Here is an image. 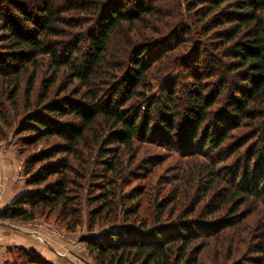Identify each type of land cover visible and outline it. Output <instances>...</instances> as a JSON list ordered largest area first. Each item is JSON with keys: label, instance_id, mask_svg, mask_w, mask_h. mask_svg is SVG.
<instances>
[{"label": "trees", "instance_id": "trees-1", "mask_svg": "<svg viewBox=\"0 0 264 264\" xmlns=\"http://www.w3.org/2000/svg\"><path fill=\"white\" fill-rule=\"evenodd\" d=\"M36 1L31 7L26 0H0V76L13 74L8 85L11 87L9 97L13 103L17 102L16 93L26 74V96L30 97L42 59L48 60L52 73L42 82L41 101L46 100L60 73L64 75L65 88L76 83L73 93L81 94L82 98L70 96L47 101L30 111L19 124L20 131L29 132L30 136L23 138L25 142L32 140L28 143L35 144L50 137H58L61 142L54 149L38 153L31 159L33 163H26V174L30 175L28 186L35 189L23 191L3 207L0 219L30 220L35 217L33 210L39 206L60 207L67 217L78 216L79 195L73 190L78 185L77 179L82 177L79 168L82 161L79 160L82 148L87 146L86 135L96 127L102 128L101 136L107 132L103 139L96 136L97 156L103 167L95 178L99 193L93 198L100 202L94 210L96 215L117 208L114 186L117 178L123 176L122 155L126 149L133 148L136 140L145 141L149 133L161 132L171 140L172 146L174 141L184 148L187 144V154L200 157L204 154L203 148L209 147L211 152L222 150L234 129L257 127L259 129L253 128L249 138L243 137L231 150L243 154L242 148L249 139L261 132L259 143L255 144L259 146L255 149L259 162L251 163L254 156L248 149L247 157L243 156L244 165L227 168L234 176L231 183L234 190L209 208L208 214L191 220L176 218L166 223L164 215L170 201L163 199L157 203L152 223L146 218L123 222L120 227L84 237L97 264H201L200 252L207 245L203 237L209 235L210 227L217 235L233 224L224 218L208 220V215L222 211L228 203L233 205V214H238V207L245 199L243 195L264 200V0L198 1V5L209 6L204 18L225 3L230 7L218 10L208 28L227 26L216 33L221 45L227 46L224 56L230 59L223 62V66L235 72L237 79L222 78L210 91L204 84L189 88L184 109L179 108L171 83L172 80L177 83L179 75L165 81L160 92L146 93L151 88L149 70L162 52L169 50L170 41L164 42L163 37L132 47H129L131 42H127L132 49V63L125 73V61L110 54L118 37L127 30L132 31L137 23L146 25L147 18L154 16L157 9L151 5L153 0H63L64 5H57L54 0ZM93 22L95 26H90ZM174 37L176 39L177 32ZM123 39L127 41L126 37ZM30 64L35 65L31 71L27 67ZM105 84L109 87L103 88ZM102 90L107 91L102 93ZM135 98L141 100L140 105L132 109L126 107ZM156 115L157 123L151 127ZM67 116H73L78 122L65 120ZM177 129L179 133L175 135ZM181 151L186 156L184 150ZM209 159L206 162L196 159L201 164L189 165L193 180L195 175L200 179L211 177L208 185L197 184L204 197L214 184L223 181L215 162ZM216 159L218 163L225 162L224 156ZM38 162L41 164L36 168ZM136 197L125 195L123 202H131ZM136 207L125 211L126 221L137 217ZM200 238V247L191 248ZM257 252L263 253L264 246ZM19 254L22 259L16 264H48L23 247Z\"/></svg>", "mask_w": 264, "mask_h": 264}, {"label": "rangeland", "instance_id": "rangeland-1", "mask_svg": "<svg viewBox=\"0 0 264 264\" xmlns=\"http://www.w3.org/2000/svg\"><path fill=\"white\" fill-rule=\"evenodd\" d=\"M26 1V4L29 3L28 5L31 7L37 2L36 0ZM54 1L57 5L65 4L63 0ZM154 1L157 4H154ZM198 1H151V5L157 9L154 16L147 18L146 25L137 23L132 31L127 30L118 37L110 50L111 55L115 54L119 59L125 61L123 72L125 73L132 63L130 60L132 49L128 48L127 42L130 41L129 47H132L143 41H158L163 37L164 42L170 41L169 50L163 51L158 61L149 70L148 79L151 88L146 93L160 92L165 81L179 75L180 80L177 83L172 80L171 83L172 86L174 85L180 109H184L187 105L186 93L189 88L204 84L210 91L219 84L218 81L222 78L237 79L235 72H231L223 66V62L227 63L230 59L224 56L227 46L221 45L216 33L227 26L208 28L211 27L212 17L218 10L230 9V7L225 3L221 8L204 18L203 15L209 6L198 5ZM91 25L95 26V23L93 22ZM183 29L188 30L183 32ZM175 32H177L176 39ZM170 35L172 37L169 39ZM123 37H126L127 41ZM64 39L67 40V38ZM39 61L35 89L29 98L26 96L28 74L25 75L26 78L21 82L20 89L16 93V103H13L9 97L11 87L8 85L13 74L0 76V112L2 113L0 115V158L3 159V163H0V210L8 206L23 191L35 189V186H28L27 178L30 175L26 174V163H33L31 159L34 156L44 150L54 149L61 142L58 137L44 138L35 144L28 143L32 140L25 142L23 138L30 135L29 132L20 131L19 124L25 120L30 111L36 110L47 101L70 96H76L77 99L82 98L81 94L73 93L76 83L65 88L64 75L60 73L58 81L51 88L46 100L41 101L42 82L51 75L52 70L49 68L48 60L40 59ZM34 66L27 65L30 71L34 69ZM123 73L121 72L120 76ZM108 87L107 84L103 85V88ZM224 97L222 96L221 99ZM140 102L141 100L135 98L126 107L132 109V106L140 105ZM155 118L151 127L157 123V115ZM64 119L74 123L78 122L73 116H67ZM253 128L259 129L249 126L234 129L231 134L232 138L228 140L222 150L217 151L218 154L209 151V147H202L204 156L200 155V157L187 154V144L185 146L187 148H184L181 143L174 141L172 146L171 140L167 139L165 134L163 136L161 132L159 134L149 133L145 141L136 140L133 148L126 149L122 155L123 176L117 178L114 186L117 196L114 204L117 205V208L109 211L104 210L100 215H96L94 210L100 202L93 198L99 193V186L95 184L97 180L95 178L97 177L96 173L103 170L97 156L99 145L96 144V136L103 139L107 135V132H104L105 134L101 136L102 128L100 130L96 127L94 132L86 135L87 146L82 148V158L79 160L82 161V165L79 166L82 169V177L77 179L78 185L73 190L79 195L77 204L79 215L67 217L60 207L51 209L39 206L33 210L35 214L33 219H0V264L19 263L22 259L19 254L21 247L36 254L48 264H97L84 237L102 233L117 226L120 227L123 222L131 223L134 220L139 222L140 219L146 218L148 223H152L154 211L158 209L157 203L163 199L170 201L168 212L164 215L166 223H170L176 218L185 217L190 220L201 218L208 214L209 208L215 207V204L234 190L231 187L234 176L227 168L236 164L244 165V159L250 150L249 154L254 156L251 163L259 162L258 157H255V149H259V146L255 144L259 143L261 132L257 137L249 139L242 148L243 154L239 155L231 150L237 141L243 137L249 138ZM178 133L179 129L175 135ZM200 140L201 135L199 136ZM181 149L184 150L186 156L182 154ZM205 151L209 153L205 154ZM220 156L225 157L223 164H221L222 162L218 163L219 159H216ZM60 157H66V155L60 154ZM209 158L215 162L223 181L214 184L215 186L209 194L204 197L203 191L199 189L198 185H208L211 177L206 176L200 179L195 175L196 179L193 180L190 178L189 169H192L191 165L201 164V162H196V159L206 162ZM69 159L75 161L72 157ZM79 161L75 163L78 164ZM40 164V162L36 163V168ZM186 167V172L182 171ZM53 179L54 177L49 181L52 182ZM129 194L137 197L131 202L125 201L124 203L123 198ZM243 196L245 199L238 207V214H233V205L228 203L222 211L208 215V220L209 218H224L233 224L230 223L231 226L217 235L215 230L210 227L209 235L203 237L206 238L207 245L200 252L201 264H264V252H257L260 246H264V200ZM133 206L134 208L137 206V217H129V221H126L124 213ZM245 215L246 217H244ZM200 243L201 238L196 240L191 248L200 247Z\"/></svg>", "mask_w": 264, "mask_h": 264}, {"label": "crops", "instance_id": "crops-1", "mask_svg": "<svg viewBox=\"0 0 264 264\" xmlns=\"http://www.w3.org/2000/svg\"><path fill=\"white\" fill-rule=\"evenodd\" d=\"M2 160H3V159H2V158H0V163H3V162H2Z\"/></svg>", "mask_w": 264, "mask_h": 264}]
</instances>
